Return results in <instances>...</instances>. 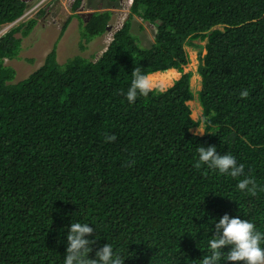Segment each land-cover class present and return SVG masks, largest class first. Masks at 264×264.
Returning a JSON list of instances; mask_svg holds the SVG:
<instances>
[{"label": "trees", "instance_id": "obj_1", "mask_svg": "<svg viewBox=\"0 0 264 264\" xmlns=\"http://www.w3.org/2000/svg\"><path fill=\"white\" fill-rule=\"evenodd\" d=\"M26 8L0 0V26ZM128 15L100 57L59 64L68 17L42 65L16 84L5 60L18 57L37 20L0 36V264H63L72 220L94 228L90 259L108 242L124 264H198L208 221L225 213L264 231V0H132ZM133 16L154 29L149 47L130 33ZM113 19L104 9L81 21L79 48ZM185 47L199 57L196 120ZM137 66L181 76L129 105L123 93ZM201 121L202 135L194 134ZM210 145L244 164L255 194L236 190L242 177L193 166L196 147Z\"/></svg>", "mask_w": 264, "mask_h": 264}, {"label": "clouds", "instance_id": "obj_2", "mask_svg": "<svg viewBox=\"0 0 264 264\" xmlns=\"http://www.w3.org/2000/svg\"><path fill=\"white\" fill-rule=\"evenodd\" d=\"M44 6L45 4L42 8ZM30 8H26L25 12ZM42 8L36 12L37 16L40 11H43ZM24 14L21 18L19 17L15 20L14 23L26 17ZM121 19L122 17L119 20ZM14 23L4 24V26ZM121 23L114 21L107 27L106 33L109 35L104 38L106 45L101 54L108 47L115 31L122 27ZM179 74L181 76V73ZM150 76V73L143 72L138 66L132 69L131 82L127 90L123 93L129 105L133 104L138 96L145 97L154 91ZM248 96L249 90L247 88L239 91V97L241 99L247 98ZM201 126L203 127V121H201ZM114 138L112 135L105 136L106 141H111ZM196 153L197 155L194 158L193 165L195 168L199 169L205 166L208 169L214 170L218 175H225L232 178L242 177L235 184L236 190L245 194H255L257 189L256 181L251 176L245 175L244 164L238 163L235 156L231 153L225 152L223 155L218 154L214 145L208 147L198 146L196 147ZM90 225L92 224L72 220L65 234L66 249L63 256V264H124L125 258L108 242L95 251L94 258L90 259L88 257L89 252L92 251L90 245L96 239V237H93L91 240L87 238L94 231V228L90 227ZM208 225H211V228L208 227L207 233L211 231L212 235L208 236L205 254L197 260L198 264H221L222 261L226 262V264H264V231L257 230L252 220L242 219L239 216L230 217L225 213L218 221L210 219ZM224 248H227V251H223Z\"/></svg>", "mask_w": 264, "mask_h": 264}, {"label": "rangeland", "instance_id": "obj_3", "mask_svg": "<svg viewBox=\"0 0 264 264\" xmlns=\"http://www.w3.org/2000/svg\"><path fill=\"white\" fill-rule=\"evenodd\" d=\"M23 1L26 3V7L30 8L36 3H38L40 0ZM55 1L56 0H49L45 3V6L42 8L44 11V14L42 15L37 16V13H34L32 15H28L26 17H23L22 19H19L12 25L0 26L1 35L8 31L11 27L18 25L19 23H24L32 18H36L37 20L36 26L32 29L31 33L26 38L22 39L21 50L19 52L18 57L13 60H5V64L11 66L15 70V77L12 81L13 84L19 83L20 81L24 80L30 73L36 70L43 63L45 56L51 50L58 38L60 31L59 29H61L63 24L67 21L68 17H70L68 25L71 23V26L68 27L67 25L68 28L66 27L65 34L61 39L57 41L56 46V61L59 64H64L69 59L77 55L95 60L101 54L100 52H102V50L105 48L106 41H104V38L105 36L109 35L108 33L103 35L101 38L96 37L92 39L91 42H89L85 46V48L81 50L79 48L78 42L82 29H80L81 27L79 26H81V21L85 22L86 18H78V20L77 18H75V15H73L75 12H72L70 10V6L72 4L69 0H58V2H60L58 5H60L61 7V12L59 13L58 17L56 15L55 18L51 17V8L54 5ZM88 1L89 0H83L79 8L85 11L88 8ZM100 1L103 4L101 5L103 9L107 7L110 8L106 0ZM102 8L99 10H103ZM114 8H111L114 11V19L111 23L116 20H119L121 17L126 18V15L129 14V7H121L120 5L118 7L117 1L114 5ZM68 10L69 13H67ZM80 11L82 12V10ZM76 13H79V11H76ZM40 24H42L43 27L40 26ZM52 24L54 26L44 27L45 25ZM130 33L135 37L136 42L140 47H148L153 42L154 30L152 29V26L150 24L142 22V20L137 16H133L132 18ZM201 44H203V42ZM185 49L189 55V63L185 67H183L182 74L187 72L192 73V76L190 78V88L194 94V98L192 101L187 102V104L191 109V117L196 120L201 118V105L199 104V100L197 99V92L200 89V76L198 75V73H196V67L198 65L199 57L197 50H195L194 48L185 47ZM203 54L204 51L200 53L201 56ZM176 74L173 75V77L168 83L163 85L157 84L153 86V88L162 91L167 89L172 85L175 80L180 77V74L178 72ZM192 132L194 134L202 135L203 127L200 125L197 128H194Z\"/></svg>", "mask_w": 264, "mask_h": 264}, {"label": "crops", "instance_id": "obj_4", "mask_svg": "<svg viewBox=\"0 0 264 264\" xmlns=\"http://www.w3.org/2000/svg\"><path fill=\"white\" fill-rule=\"evenodd\" d=\"M60 2H58V0H56L55 1V3H54V5L52 6V8H51V14H52V16L51 17H53V18H55L56 16L58 17L59 16V13L61 12V7H60V5H58ZM101 5H103L102 4V2L100 1V0H89L88 1V8L84 11L83 9H81V8H79V9H77L76 11H79V13H76V14H78V17L81 19V18H83V17H85V18H88L89 17V14H91V13H93L94 11H98L99 9H98V7H102ZM103 9V8H102ZM71 10V9H70ZM80 10H82V12L80 11ZM104 10V9H103ZM67 13H69V10L67 11ZM56 15V16H55ZM75 18H77L76 16H75ZM75 20V19H74ZM77 20H78V18H77ZM40 26H42L43 27V25L42 24H40ZM50 26H54L53 24L52 25H45L44 27H50ZM69 26H71V23L68 25V27ZM67 27V28H68ZM59 30H61V29H59ZM65 31H66V29H65ZM65 31L63 32V34H62V36H61V38L63 37V35L65 34ZM60 32V31H59ZM61 38H59V39H61ZM105 49V48H104ZM101 53V52H100Z\"/></svg>", "mask_w": 264, "mask_h": 264}, {"label": "bare ground", "instance_id": "obj_5", "mask_svg": "<svg viewBox=\"0 0 264 264\" xmlns=\"http://www.w3.org/2000/svg\"><path fill=\"white\" fill-rule=\"evenodd\" d=\"M119 22H121V21H119ZM176 73L177 72H175V70H173V69L166 70L164 73L155 72V73H152L151 74L150 79L153 82L152 83L153 86H155L157 84L158 85H163V84L168 83L170 81V79L173 77V75L176 74Z\"/></svg>", "mask_w": 264, "mask_h": 264}, {"label": "built area", "instance_id": "obj_6", "mask_svg": "<svg viewBox=\"0 0 264 264\" xmlns=\"http://www.w3.org/2000/svg\"><path fill=\"white\" fill-rule=\"evenodd\" d=\"M48 0H40L38 3H36L34 6H32L30 9H28L24 16H28V15H32L34 13H36L40 8H42V6L47 2ZM71 2V4H73L74 0H69ZM132 0H126V3L128 2V4L131 3Z\"/></svg>", "mask_w": 264, "mask_h": 264}, {"label": "flooded vegetation", "instance_id": "obj_7", "mask_svg": "<svg viewBox=\"0 0 264 264\" xmlns=\"http://www.w3.org/2000/svg\"><path fill=\"white\" fill-rule=\"evenodd\" d=\"M119 1V2H118ZM116 3V2H115ZM115 3L113 4V6H111L110 8H105V9H109V10H111L112 12H113V14H114V11L111 9V8H114V5H115ZM119 5L121 6V7H123V6H128L129 7V9H130V5L131 4H128V3H126V1L125 0H117V6L119 7ZM115 9V8H114ZM121 14H123V13H121ZM128 17H129V15H126V18H122V20H116L115 22H119V21H121L122 23V25L125 23V21L128 19Z\"/></svg>", "mask_w": 264, "mask_h": 264}, {"label": "water", "instance_id": "obj_8", "mask_svg": "<svg viewBox=\"0 0 264 264\" xmlns=\"http://www.w3.org/2000/svg\"><path fill=\"white\" fill-rule=\"evenodd\" d=\"M90 15V14H89ZM21 18V17H20ZM14 23V22H13Z\"/></svg>", "mask_w": 264, "mask_h": 264}]
</instances>
